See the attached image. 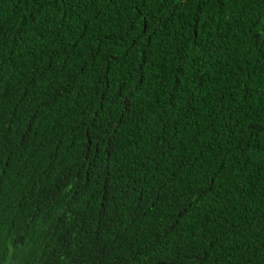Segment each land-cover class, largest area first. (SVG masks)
<instances>
[{
	"label": "trees",
	"instance_id": "1",
	"mask_svg": "<svg viewBox=\"0 0 264 264\" xmlns=\"http://www.w3.org/2000/svg\"><path fill=\"white\" fill-rule=\"evenodd\" d=\"M0 264H264V0H0Z\"/></svg>",
	"mask_w": 264,
	"mask_h": 264
}]
</instances>
